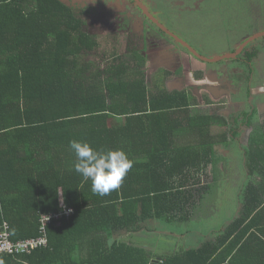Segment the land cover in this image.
I'll use <instances>...</instances> for the list:
<instances>
[{"label": "trees", "instance_id": "trees-1", "mask_svg": "<svg viewBox=\"0 0 264 264\" xmlns=\"http://www.w3.org/2000/svg\"><path fill=\"white\" fill-rule=\"evenodd\" d=\"M104 39L61 0H0V228L13 242L47 241L0 264H203L246 219L175 256L157 257L154 240L138 237L149 221L196 219L215 118L199 115L191 89L151 92L145 48L119 55ZM100 50V62L88 61ZM189 139L199 144L178 146ZM71 140L123 150L133 166L120 187L94 193L74 170ZM250 140L253 169V157L264 159V127Z\"/></svg>", "mask_w": 264, "mask_h": 264}, {"label": "crops", "instance_id": "crops-1", "mask_svg": "<svg viewBox=\"0 0 264 264\" xmlns=\"http://www.w3.org/2000/svg\"><path fill=\"white\" fill-rule=\"evenodd\" d=\"M101 38L105 43L106 36H99L102 43ZM179 54L183 63L192 67L179 66L175 74L173 72L176 78L174 82L180 81L176 76L178 72L181 77H185L186 71H190L194 77L193 71H198L203 79L202 84L211 90L203 98L197 92L190 91L188 94L191 101H206L198 109L199 115L215 118V124L210 130L212 139L208 142L214 148L213 165L204 171L201 186L196 188L198 192L203 191L198 215L194 210L193 216L196 219L173 224L170 229L149 221L151 223L140 231L138 237H147V241L151 236L155 238L151 240H154L157 257L175 256L198 248L206 241L215 242L217 236L230 224L246 218L220 246L218 252L203 264H264V159L261 155L253 157L255 164L252 169L249 166L252 156L248 151L257 126L264 127V79L254 86V70L250 69L248 81L253 86L246 94H239L231 87L234 81L228 79L227 74L220 75V70L209 69L208 63L200 61L188 51H180ZM143 56L146 61L145 53ZM198 144L199 141L192 139L178 142L180 147H195ZM143 162L146 163V160ZM210 178L211 183H206Z\"/></svg>", "mask_w": 264, "mask_h": 264}, {"label": "rangeland", "instance_id": "rangeland-1", "mask_svg": "<svg viewBox=\"0 0 264 264\" xmlns=\"http://www.w3.org/2000/svg\"><path fill=\"white\" fill-rule=\"evenodd\" d=\"M61 1L79 13L86 24V29L94 37L105 35L108 38L110 51L116 49L119 55H123L129 43H132L131 46L139 44V48L145 47L144 69L146 84L151 92L157 93L160 89L167 87H180L179 84L175 85L177 82H174L176 80L174 70L183 65L192 67L190 64L183 63L179 54L180 51L188 50L161 31L155 23L139 15V12V14L130 13L131 10L127 6L131 4L129 0ZM140 1L165 28L206 59H216L232 54L241 43L264 34V0ZM101 41L105 44L102 38ZM251 52L258 53V57L249 62L248 55ZM101 53L102 50L92 54L88 61L100 62ZM208 67L227 74L228 79L236 83H231V87L234 86L237 92L240 90L238 88H241L240 92L243 90L247 92L248 87L251 88L253 84L256 86L260 80L264 79V36H259L250 42L236 58L208 63ZM250 69L254 70L253 84L248 81V76H251ZM179 75L178 72L176 76L180 80L179 83L192 84L191 91L197 92L200 97L203 98L208 91H211L202 84L201 77L198 78V71H193L194 77L190 71H186V78ZM199 102L201 105L205 104L203 100ZM243 108L246 109L244 106ZM206 183H211V178ZM170 228L172 226L169 223L167 229ZM151 238L155 239L152 236Z\"/></svg>", "mask_w": 264, "mask_h": 264}, {"label": "clouds", "instance_id": "clouds-1", "mask_svg": "<svg viewBox=\"0 0 264 264\" xmlns=\"http://www.w3.org/2000/svg\"><path fill=\"white\" fill-rule=\"evenodd\" d=\"M69 147L76 156L74 170L91 181V190L99 195H107L120 187L132 161L123 150H97L88 142L71 140Z\"/></svg>", "mask_w": 264, "mask_h": 264}, {"label": "built area", "instance_id": "built-area-1", "mask_svg": "<svg viewBox=\"0 0 264 264\" xmlns=\"http://www.w3.org/2000/svg\"><path fill=\"white\" fill-rule=\"evenodd\" d=\"M63 208H66L63 215H66L67 217H70L75 212L73 209L67 208V206H64ZM46 220L49 221L50 218L48 217ZM42 230L44 229L42 228ZM46 244L47 241L43 237L13 242L9 233V226L5 224L2 228H0V256L3 254L16 256L28 254L32 252V249Z\"/></svg>", "mask_w": 264, "mask_h": 264}, {"label": "water", "instance_id": "water-1", "mask_svg": "<svg viewBox=\"0 0 264 264\" xmlns=\"http://www.w3.org/2000/svg\"><path fill=\"white\" fill-rule=\"evenodd\" d=\"M144 12L147 14V15H151L150 13H148V11L146 9H143ZM151 17V16H150ZM152 20H154V22L156 24H158L161 29L167 33L168 35H170L172 38H174L178 43H180L182 46H184L185 48H187L191 54L193 56H195L197 59H199L200 61H203L204 63H214V62H219L223 59H231V58H235L241 51H243V49L250 43L252 42L253 40H255L257 37H259L260 35L256 36V37H253L252 39H249L248 41L244 42L243 45H241L239 47V49L233 53V54H229V55H225V56H221L220 58H216V59H206L202 56H199L192 48H190L184 41L180 40V38L176 37L174 34H172L167 28L164 27V25H162V23L157 19L155 18L154 16L151 17Z\"/></svg>", "mask_w": 264, "mask_h": 264}, {"label": "flooded vegetation", "instance_id": "flooded-vegetation-1", "mask_svg": "<svg viewBox=\"0 0 264 264\" xmlns=\"http://www.w3.org/2000/svg\"><path fill=\"white\" fill-rule=\"evenodd\" d=\"M129 1L131 2V4H130V5L127 4V6H129L128 8L131 10L130 13H133V12H137V13H138V12H139L140 14H139V13H138V14L141 15L142 17H144L147 21H150V22H152V23H155L154 20L151 19V17L154 16V15H147V14L144 12L143 9H145V7H144L143 4L141 3V1H138V2H137L136 0H129ZM135 1H136V2H135ZM133 7H134V8H133ZM73 10H75V9L73 8ZM147 11H148V10H147ZM75 12H76V13L78 14V16L80 17L79 13H78L76 10H75ZM148 13H149V12H148ZM139 15H138V16H139ZM150 16H151V17H150ZM125 17L127 18V16H125ZM154 17H155V16H154ZM80 18H81V17H80ZM155 18H156V17H155ZM125 20H126V24H127V19H125ZM155 24H156V23H155ZM156 25L159 26L158 24H156ZM125 27L127 28V25H125ZM159 27H160V26H159ZM160 28H161V27H160ZM150 29H151V28H150ZM147 30H149V29H147ZM161 31H163V30L161 29ZM163 32H164V31H163ZM164 33H165V32H164ZM165 34H167V33H165ZM167 35H168V34H167ZM168 36H170V35H168ZM170 37H171V36H170ZM178 44H180V43H178ZM243 44H244V42L241 43L240 46L243 45ZM180 45H181V44H180ZM181 46H182V45H181ZM240 46H239V47H240ZM247 46H248V45H247ZM247 46H246V47H247ZM182 47H184V46H182ZM246 47L243 49V51L246 49ZM184 48H185V47H184ZM186 49H187V48H186ZM238 49H239V48H238ZM238 49H237V50H238ZM187 50H188V49H187ZM237 50H236V51H237ZM236 51H235V52H236ZM243 51H241V52H243ZM188 52H190V51L188 50ZM235 52H233V53H235ZM241 52H240V53H241ZM144 53H145V51H144ZM190 53H191V52H190ZM233 53H232V54H233ZM240 53H239V54H240ZM145 54H146V53H145ZM239 54H238V55H239ZM238 55H237V56H238ZM237 56H236V57H237ZM236 57H235V58H236ZM231 59H233V58H231ZM176 70H177V69H176ZM176 70H174V71H176ZM221 74H223L222 71H220V75H221ZM185 78H186V77H185ZM185 80H187V79H185ZM187 81H188V80H187ZM177 83H179V82H177ZM234 84H236V83L234 82ZM179 85H180V87H182V88H183V87H186V88L192 90V87H191L192 84H185V85H184V84H182V83H181V84L179 83ZM228 85H229V84H228ZM233 88H234V91L237 92V91H236V88H235L234 86H233ZM177 89L179 90L180 88H177ZM238 89L241 90V88H238ZM240 90H238L239 94H246V91H245V90H243V91H241V92H240Z\"/></svg>", "mask_w": 264, "mask_h": 264}]
</instances>
